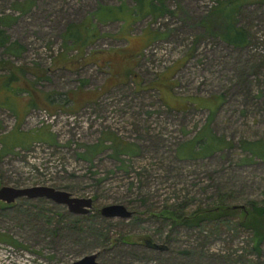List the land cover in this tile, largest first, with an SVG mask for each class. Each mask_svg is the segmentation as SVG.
Listing matches in <instances>:
<instances>
[{"label":"rangeland","instance_id":"obj_1","mask_svg":"<svg viewBox=\"0 0 264 264\" xmlns=\"http://www.w3.org/2000/svg\"><path fill=\"white\" fill-rule=\"evenodd\" d=\"M223 1L165 0L170 13L152 20L130 14L134 0H0L1 28L24 47L0 46V188L94 200L81 226L49 199L0 200V264L92 253L104 264H264V237L241 224L252 203L264 206V160L242 147L264 140V0L241 4L244 46L216 34L223 22L211 12ZM120 5L119 18L94 16ZM86 23L87 46L66 41L69 25ZM218 95L211 117L201 99ZM208 124L228 145L181 156ZM110 204L132 217H104ZM219 206L235 211L184 223Z\"/></svg>","mask_w":264,"mask_h":264},{"label":"trees","instance_id":"obj_2","mask_svg":"<svg viewBox=\"0 0 264 264\" xmlns=\"http://www.w3.org/2000/svg\"><path fill=\"white\" fill-rule=\"evenodd\" d=\"M135 4L130 9L133 10L130 12L133 16H151L152 20H156L162 16H164L167 13H170V10L167 7V4L165 0H134ZM246 2L247 0H229V1H223L221 2L219 6L215 7L211 14H218L219 18L222 19V28L220 31H217L216 34L221 36L226 42L233 44L235 46H244L246 45L248 41V33L246 30L240 26L237 25V14L241 7V4L243 2ZM102 8V10H101ZM99 10H97L94 13V16L99 18L102 21H107L111 19L119 18L117 16H121L125 13V5H120L118 7L110 6V7H101ZM103 10H107L111 15L107 17H101V12ZM128 10V9H127ZM115 12H120V15L115 16ZM91 22V20H90ZM94 24V23H93ZM95 25V24H94ZM0 24V46L8 48L9 51H12L13 53H18L19 48L24 49L23 46L19 45L17 42H11L9 39V36L6 35L5 31L1 28ZM88 26V23L84 25H75L71 24L68 26L67 30L64 33V37L66 41H72L74 43V46H87L89 40L83 37L79 34V31L81 28H86ZM85 31V30H84ZM86 33V32H85ZM98 33L97 29L94 33L93 38H97ZM158 36V35H157ZM155 36V37H157ZM17 80V76L15 73H12L8 78L3 79V84L5 87L12 88V82ZM202 104L205 106H208L210 108V114L211 117L214 115L215 111L217 110L218 106L222 102V96H213L210 98H204L201 99ZM197 102V101H196ZM200 102V101H198ZM197 102V105H198ZM200 105V103H199ZM200 105V106H201ZM203 134L197 139H193L187 144L186 146H183L180 149L181 156L183 157H191V158H198V157H208L209 155H212L216 151H219L221 149H224L225 146L228 145V142L215 134H211V130L209 128V124L203 129ZM36 134V133H35ZM37 134L42 137L38 131ZM199 143L200 146L197 148L195 147ZM96 147V145H95ZM95 147H93L95 149ZM243 150L249 151L251 153V159L252 158H259L261 160H264V140H255L251 142H243L242 143ZM130 148V147H129ZM116 152L121 153L119 149L116 150ZM235 209V208H234ZM225 210V209H224ZM222 207H217L213 209V212L211 214H204V215H198L195 214L192 219L191 218H185L184 223L193 226L194 224H200L201 222H204L208 219L211 220H219L222 218L226 213H231L234 211L231 210H225L224 211ZM245 211V217L241 221V224L245 226L246 228L252 227L254 229V232L257 234V236L264 237V206H260L256 203L251 204V211L244 210ZM243 211V212H244ZM45 214V211H43ZM228 213V214H229ZM75 216L76 220V226H81L80 224V218H85L86 215H73ZM215 217V218H213ZM80 219V220H79ZM51 222V221H50ZM84 227L81 228H75L77 230H81ZM81 233V232H80ZM100 235V234H99ZM0 239H3V237L0 236Z\"/></svg>","mask_w":264,"mask_h":264},{"label":"water","instance_id":"obj_3","mask_svg":"<svg viewBox=\"0 0 264 264\" xmlns=\"http://www.w3.org/2000/svg\"><path fill=\"white\" fill-rule=\"evenodd\" d=\"M22 197L29 199H49L55 203L67 206V209L76 215L88 214L91 211L94 202L92 198L76 197L68 191L56 189L50 186H3L0 188V200L3 202L14 203L17 199ZM100 213L107 218L120 217L128 219L133 215V211L128 209V207L123 204H110L103 206L100 209ZM147 243L150 247L164 249V247L152 242L151 240H148ZM98 256L99 253L88 254L70 264H104L98 260Z\"/></svg>","mask_w":264,"mask_h":264}]
</instances>
